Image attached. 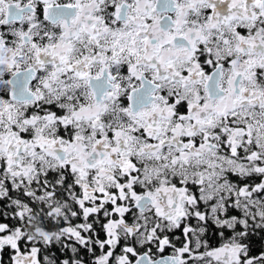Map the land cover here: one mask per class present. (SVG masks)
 Segmentation results:
<instances>
[{
  "label": "snow or ice",
  "instance_id": "6c2138e0",
  "mask_svg": "<svg viewBox=\"0 0 264 264\" xmlns=\"http://www.w3.org/2000/svg\"><path fill=\"white\" fill-rule=\"evenodd\" d=\"M0 264H264V0H0Z\"/></svg>",
  "mask_w": 264,
  "mask_h": 264
}]
</instances>
